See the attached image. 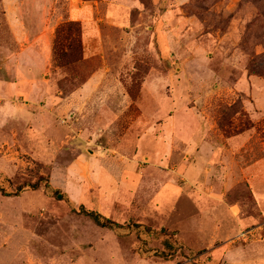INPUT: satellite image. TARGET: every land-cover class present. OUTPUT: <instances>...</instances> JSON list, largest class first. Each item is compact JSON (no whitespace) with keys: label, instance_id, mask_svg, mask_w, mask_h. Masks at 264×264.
<instances>
[{"label":"rangeland","instance_id":"374dc122","mask_svg":"<svg viewBox=\"0 0 264 264\" xmlns=\"http://www.w3.org/2000/svg\"><path fill=\"white\" fill-rule=\"evenodd\" d=\"M10 14L0 264H264V0H0V77Z\"/></svg>","mask_w":264,"mask_h":264},{"label":"crops","instance_id":"0c3cea01","mask_svg":"<svg viewBox=\"0 0 264 264\" xmlns=\"http://www.w3.org/2000/svg\"><path fill=\"white\" fill-rule=\"evenodd\" d=\"M23 21L19 20L18 17H15L14 15H9L8 17V29L10 30V32L12 33V35L14 36V39L17 40L18 43L21 44V46L14 51L13 53L10 54V56L7 57L6 60V64H5V68H6V76L4 75V77H0V109L2 108V110H7L9 104L8 102H13L14 101V94L11 95L12 90H15V94L17 98H20V96L22 97L23 95V87H25V85H29L28 83H26L24 81V79H28V76L24 73V71L29 70L31 68V72H32V82H37L40 78V76L42 75V71L43 70V66H44V60L42 58H37V62L35 64H31V62L27 63V60L25 58H27L26 55V50H25V45L21 42V39L23 38V25H22ZM22 25V26H21ZM43 33H41L38 37L36 38H32V40H30V36L26 34V37H24V40H30L32 41L31 44L35 43L37 41L38 38L42 37ZM46 44H50L49 42ZM33 49V48H32ZM43 50V49H42ZM46 50V49H44ZM47 53V51H46ZM51 55V53H50ZM39 57V56H38ZM18 59L16 63L13 62L14 59ZM14 64L15 67H12ZM29 64L30 67H29ZM14 68V70L16 71H10L11 68ZM2 68V67H0ZM17 70L19 71V74L16 73ZM9 77H11V79H9ZM29 80V79H28ZM90 84V81H88L84 86H88ZM31 86V85H30ZM33 87V86H32ZM9 90V91H8ZM29 91V90H28ZM78 91L74 92L71 96L65 98L64 103L68 100H70L71 98H73V95L76 94ZM29 93V92H28ZM28 103V102H27ZM30 103V102H29ZM61 106V105H60ZM19 113V112H17ZM15 113L14 115L12 114V119L15 122V125L20 127L19 124H21L20 121L24 120L25 117L19 113L17 114ZM17 114V115H16ZM10 122L11 126H15L14 123ZM9 123V122H8ZM21 128V127H20ZM256 197L257 194H256ZM259 204H260V199H258ZM263 215H264V211L261 210ZM263 251V250H261ZM260 251V252H261ZM260 252H258L260 254ZM231 256H233V259H242V255L245 257L244 259H246V252L244 249L242 248H238L237 246L231 250L230 253ZM242 261H238V263H240Z\"/></svg>","mask_w":264,"mask_h":264},{"label":"trees","instance_id":"16d2710c","mask_svg":"<svg viewBox=\"0 0 264 264\" xmlns=\"http://www.w3.org/2000/svg\"><path fill=\"white\" fill-rule=\"evenodd\" d=\"M41 186H44L45 188H47V190L52 193V195L54 197H56L57 199H66L67 201L69 200L67 195H65L64 193H62L59 189L54 190L50 185H49V179L46 177H40L37 181H35L34 183H31L29 185V187L31 189H39L41 188ZM24 188V186H20L18 187V191H22ZM0 191L3 194H10L7 193L6 189L0 184ZM257 203V202H256ZM77 213L87 216L89 217L96 225L103 227V228H108V229H115L118 227H121L122 225L118 224L117 222L113 221L110 218H106L104 217L101 213L97 212V211H93V210H87L85 207H81L78 211H76ZM260 216L262 217V219L264 220L263 214L260 212ZM137 227H139V224H136ZM147 230H150L149 227ZM165 256L164 258H168L169 255H163Z\"/></svg>","mask_w":264,"mask_h":264},{"label":"built area","instance_id":"2783aa9c","mask_svg":"<svg viewBox=\"0 0 264 264\" xmlns=\"http://www.w3.org/2000/svg\"><path fill=\"white\" fill-rule=\"evenodd\" d=\"M241 236H242V237L244 236V238L247 237L246 233H242Z\"/></svg>","mask_w":264,"mask_h":264}]
</instances>
